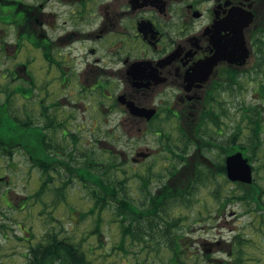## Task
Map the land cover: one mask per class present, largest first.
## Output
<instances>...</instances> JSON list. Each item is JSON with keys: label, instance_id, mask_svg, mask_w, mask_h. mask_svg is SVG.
I'll use <instances>...</instances> for the list:
<instances>
[{"label": "flooded vegetation", "instance_id": "flooded-vegetation-1", "mask_svg": "<svg viewBox=\"0 0 264 264\" xmlns=\"http://www.w3.org/2000/svg\"><path fill=\"white\" fill-rule=\"evenodd\" d=\"M263 64L264 0H0V112L44 133L55 156L117 159L152 191L153 172L186 158L221 182V202L240 201L227 160L239 153L254 182Z\"/></svg>", "mask_w": 264, "mask_h": 264}, {"label": "rangeland", "instance_id": "rangeland-1", "mask_svg": "<svg viewBox=\"0 0 264 264\" xmlns=\"http://www.w3.org/2000/svg\"><path fill=\"white\" fill-rule=\"evenodd\" d=\"M262 69V74L261 71L257 74L258 84L264 81V64ZM247 81H244L246 90L242 94V100L244 104L251 105L254 103V83L251 87ZM220 99H226L230 108L225 94ZM255 101V104L260 105L259 116L264 121V102ZM263 152L259 154L260 160L253 163L258 166L254 182L238 187L241 188L238 193L243 194L249 185L255 183L264 187V165L261 164L264 163ZM95 158L107 159L100 153ZM116 160L113 161L117 163ZM8 161L7 157H0V175L9 179V184H1L0 189H12L7 196L10 207L0 200V223L7 226L5 229L0 228V264H26L25 253L29 245L37 242L46 231L59 232L60 229L63 230L62 234L72 236L88 252V257L94 264H133L136 258L143 261V264H214L216 260L227 264H264V208L258 210L256 203L251 201H236L227 203L221 209L219 203L224 199L221 200V196L219 199L214 198V192L221 186L219 180L200 189L196 195L199 201L194 200L192 207L169 210L168 220L179 215L183 217L178 227L188 244L182 245L184 252H180V261L173 263L177 260L173 256L175 253L165 247L166 243L158 233L152 238L146 236L150 240L146 245L134 244L127 258L122 256L120 250L112 249L119 237L116 224L110 221L114 212L111 206L102 212L100 246L96 236L89 234L95 227V213L80 218L81 213L88 211L91 201L86 197L88 190L77 178H73L65 200L54 204L50 200L51 195L46 193L42 197L44 203L34 202L32 208L21 209L19 204L23 203L21 201L24 197L39 187L40 173L36 167L30 166L23 154L13 157L10 160L12 165ZM128 172L129 179L125 184L128 196L139 203L143 200L139 180L131 176V171ZM51 174L55 176L53 185L58 184V175L55 171ZM123 175L118 173L115 177L121 179ZM262 200L264 202V198Z\"/></svg>", "mask_w": 264, "mask_h": 264}, {"label": "trees", "instance_id": "trees-1", "mask_svg": "<svg viewBox=\"0 0 264 264\" xmlns=\"http://www.w3.org/2000/svg\"><path fill=\"white\" fill-rule=\"evenodd\" d=\"M49 139L42 132L32 131L26 124L25 118L13 117L5 109L0 112V157H7L9 164L12 165L10 160L16 155L23 154L30 166L36 167L40 173L39 187L21 201L23 202L19 204L21 209L32 208L34 202L44 203L42 197L46 193L51 195L50 200L54 204L65 200L73 178H77L88 190L86 197L91 201L88 211L81 213L80 218L95 213V227L89 234L96 236L100 246L102 212L106 207L111 206L114 212L110 221L116 224L119 237L112 249L120 250L122 256L127 258L134 244L146 245L150 242L146 236L152 238L158 233L164 239L165 247L175 253L173 256L177 260L173 263L180 261V252H184L182 245H188L185 242L186 237L178 227L183 217L179 215L168 220V212L170 209L192 207L194 200H198L196 195L200 189L207 183L216 181L211 177L208 182L204 177L201 163L191 164L186 158H179L177 166L163 167L158 174L153 172V177L160 181L157 191H152L148 187L147 179L136 173L143 200L135 203L136 200L128 196L125 187L129 179L126 169L112 166L115 162L111 160L105 162L101 159H93L91 161L94 163L90 164L87 160L80 161L76 156L59 158L55 156L50 144L52 140ZM74 147L80 152L78 158H81L84 153L82 147L77 144ZM52 171H55L59 177L56 185H53L55 176L51 174ZM118 173L124 174L123 178L117 179L115 176H118ZM1 184L8 185L9 181L0 175ZM252 186L249 185L237 200L249 203L253 199ZM8 194L9 188L0 189V200L5 206L10 207ZM214 198L219 199L217 191L214 192ZM224 206L225 203H219L221 209ZM0 228L5 229L6 225L0 224ZM59 232L46 231L37 242L29 245L25 253L26 264H94L88 257V252L83 250L72 236L62 234V229ZM213 263L227 264L219 260ZM133 264H143V261L136 258Z\"/></svg>", "mask_w": 264, "mask_h": 264}, {"label": "water", "instance_id": "water-1", "mask_svg": "<svg viewBox=\"0 0 264 264\" xmlns=\"http://www.w3.org/2000/svg\"><path fill=\"white\" fill-rule=\"evenodd\" d=\"M227 169L228 176L232 180H239L245 183L251 182V167L239 153L228 158Z\"/></svg>", "mask_w": 264, "mask_h": 264}]
</instances>
